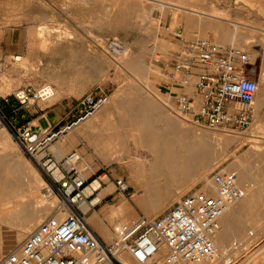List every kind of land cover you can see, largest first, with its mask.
Segmentation results:
<instances>
[{
  "label": "rangeland",
  "instance_id": "rangeland-1",
  "mask_svg": "<svg viewBox=\"0 0 264 264\" xmlns=\"http://www.w3.org/2000/svg\"><path fill=\"white\" fill-rule=\"evenodd\" d=\"M163 1L192 9L162 6V0H0V75H6L0 91L7 94L29 87L37 94L50 85L56 95L60 93L57 99L55 95L32 101L21 111V123L39 128L44 138L62 130L45 149L58 159L77 151L81 166H88V175L101 176L104 184L100 192L112 186L110 193L102 195V202L89 210L102 209L104 215H97L108 229L115 224H108V219L121 204L130 208L123 210L128 221L152 218L183 195L204 189L213 172L225 170L238 177L235 168L245 170L248 178L244 184L261 190L254 193L257 199L250 208L233 216L234 233L224 243L219 242L220 257L216 255L214 262L204 264H264V0ZM196 38L235 45L249 53L246 73L259 82L257 115L250 128L241 132L198 128L175 114L176 101L161 85L162 66ZM128 58L139 60L142 67L137 69ZM88 98L94 102L85 103ZM162 110L195 132H203L210 139L222 137L223 141L215 145L216 158L208 178L192 176V187L173 199L164 198L161 210L151 216L133 198L141 194L142 187L139 183L134 186L138 190L131 186L125 161L149 154L144 138L148 129L164 134ZM4 131L0 138L2 183L17 178L19 191L25 195L3 198L1 203L2 207L17 209V215L10 216L6 209L0 222V258L52 214L58 200L55 195L45 196L47 174L15 135L6 128ZM60 148L63 151L58 156L55 151ZM118 179L129 184L127 191L116 190L114 182ZM28 185H33L32 192ZM145 199V206H153L163 198ZM100 227L99 223L97 234L105 239ZM22 228L26 232L20 241L12 242Z\"/></svg>",
  "mask_w": 264,
  "mask_h": 264
},
{
  "label": "built area",
  "instance_id": "built-area-1",
  "mask_svg": "<svg viewBox=\"0 0 264 264\" xmlns=\"http://www.w3.org/2000/svg\"><path fill=\"white\" fill-rule=\"evenodd\" d=\"M250 62L246 50L210 38L184 44L177 57L162 66L170 82L188 88L176 96L175 114L198 128L228 132L250 128L259 92L258 80L246 73ZM2 68L0 61V72ZM42 89L37 94L29 87L7 94L0 91V129L11 131L47 174L45 196L55 195L58 200L53 213L4 254L0 264H203L214 258L221 216L246 193L236 174L213 172L209 181L217 194L202 188L189 192L155 217L141 216L121 230L114 228L115 237L107 241L87 221L90 208L102 202L101 176L88 175L77 151L58 159L45 149L62 130L44 138L39 128L21 123V111L35 99H44ZM114 183L120 192L129 189L123 179ZM83 205L89 206L87 212Z\"/></svg>",
  "mask_w": 264,
  "mask_h": 264
},
{
  "label": "bare ground",
  "instance_id": "bare-ground-1",
  "mask_svg": "<svg viewBox=\"0 0 264 264\" xmlns=\"http://www.w3.org/2000/svg\"><path fill=\"white\" fill-rule=\"evenodd\" d=\"M161 5L162 6L170 5L171 7L178 8V10L179 9L180 10L181 9H192V8H188L185 5L176 4L173 2H166L163 0L161 2ZM194 11H197L198 14L199 13H205V12L200 11V10H194ZM208 15H210V14H208ZM211 15L216 16L215 14H211ZM15 59L20 60L21 57H15ZM129 61L131 64L135 65V67L137 69H140L142 67L139 60H136V62H133V60L129 59ZM5 78H6V75L4 73H2L0 75V85L3 82H5ZM42 91L43 92H41V95L44 96V99H42V100L49 99L52 96L56 95V92L54 91L53 87L50 85H45L43 87ZM261 91H262V89H261ZM59 94L60 93H58L54 97V99H57ZM148 130H147L146 134H144L145 137L144 136L143 137L146 140L145 142H147L149 154L145 155L144 157H131L127 161H125V162H127V166L129 168V171H128L129 176L132 179H135L143 188H145V191H146V188L148 187V185L150 183L161 184L162 180L165 177L164 174H165L166 170L168 171L167 173L172 177L176 176V177H182L183 178L187 174H192V176L198 174V175H202V178L203 179L205 178V180H206V178H208L207 177L208 172L212 166V163L214 162V159L216 158V151H215L216 147H215V145L223 141L222 137H218V136L213 137V139L211 138L212 141L210 142L211 139L209 138V135H207L203 132H198V131L195 132L194 130H192V142L186 144V143H182V142L180 143L173 135L165 137L162 133L151 132L150 130L149 131ZM5 134H6V131H4V128H1L0 129V138L4 137ZM166 138L168 140L167 144L164 142V140ZM62 151H63V149H61V148L57 149L55 151L56 155H58V156L62 155ZM262 156H264V154H262ZM213 166H214V163H213ZM235 169L238 171L237 172L238 173V177H237L238 182L246 187V193H245V196L243 198H241L240 200L235 201L234 203L230 204L228 206L227 210L221 216V228L219 229V231L215 237V243H216L217 252H218L216 254L217 256L219 255V252H221L220 251L221 249L219 247V245H220L219 242L224 243L226 241V239H228L229 236L232 233H234L233 232L234 231L233 230V226H234L233 223L234 222H232V220H234L235 217L233 218V216H235L236 213H239L240 211H242L244 209L250 208L252 206V204L254 203L255 198H256L254 196V193L261 190V189L256 190L252 185L244 184V183H246L245 181L248 178L247 172L245 170H240L237 167ZM18 175H14V176H18ZM3 178H4L3 173L0 172V222L4 221L3 216H4V212L6 209L8 210L7 213H9L10 216H11V214L17 215L16 214L17 209L14 211L12 209V207H10L11 205L9 206L10 208L2 207L1 203L4 202L3 198L9 199L12 196H16V195H20V196L25 195L23 193H20V191H19L21 187L17 181V178L14 179V181L12 178V181L9 180V181H6L5 183H2ZM25 180H27V179H25ZM25 182H27V181H25ZM32 186L33 185H28L27 188H28L29 192H32V190L34 189V188L32 189ZM111 191H112V186L111 185L107 186L106 188H104L100 192L99 197L101 198L102 195L110 193ZM204 191H206L207 193H210L212 195L217 194L216 186L214 184H212V182H210L209 179L207 180L206 184L204 185ZM142 194L143 193L134 194V196H133L134 200L138 201L142 205V207H144L145 214L151 215V216L156 215L161 210L160 206L165 202V200L164 199L160 200L157 203L158 205L156 204L153 206H145L144 203H145L146 199L142 198ZM49 196H53V195H48V197ZM166 199H170V198H166ZM124 206H125L124 204H121V207L118 210L120 212V217H117L118 211L117 212L112 211V212H114V213H112V220H113V222H115V224L110 229H108L107 226L104 223H102L98 217V222L102 226V227H100V228H102L101 233L104 236L105 240H107V241L112 240L115 237L116 233L114 231V228L121 230L122 228H124V226L128 225L131 222L132 219L128 221L127 216H126L127 214H125V212H123V210H125V209L129 210L130 208L128 206H127L128 208L126 206L125 207ZM82 210H83V212H87L89 210V206L83 205ZM36 211H37V209H36ZM30 212L33 213L34 211H30ZM36 218H37V216H36ZM87 221L90 224L91 220L87 219ZM24 232H26V231H25V229L22 228L16 234V236H14V238H12L11 241L12 242L20 241ZM221 254H222V252H221ZM216 255L214 256V258H212V260H209L210 263L215 261V258L217 257ZM219 257H220V255H219Z\"/></svg>",
  "mask_w": 264,
  "mask_h": 264
},
{
  "label": "crops",
  "instance_id": "crops-1",
  "mask_svg": "<svg viewBox=\"0 0 264 264\" xmlns=\"http://www.w3.org/2000/svg\"><path fill=\"white\" fill-rule=\"evenodd\" d=\"M163 76H164V74H163ZM161 85H163V87L166 89V93H167L168 97H170L171 100L174 98L175 101H176L177 95L182 94L185 91H188V88L182 87V86H179V85H176V84H173L172 82H170L166 76H164ZM161 119H163V120H161ZM160 121H161L160 126H162L161 128L163 129V132H164V134L162 133L163 135H166V136L173 135L180 143L182 142V143L187 144V143L192 142L191 141V139H192V128H189L188 126H184L180 122L176 121L174 118H172L169 115V113L167 111L162 110V115H161ZM175 129H177L179 132ZM153 132H158V131H153ZM158 133H160V132H158ZM164 142L167 144L168 140L165 139ZM167 172L168 171L166 170V172L164 174L165 177L162 180L161 184L150 183L148 185V187L146 188V191H145V188H143L139 184L140 187H142V190H140V192L143 193L144 198H147V199H158V198L173 199L176 196H179L181 194L183 195L188 190L189 187H192V175L187 174L189 176L185 175L184 178L176 177V176L172 177ZM131 181L133 183V184H131V186L133 188H134V186L136 187V183H138V182L135 179H132ZM135 190H138V188H136ZM182 191H184V193H181ZM103 213L104 212L102 209L99 211L94 210L92 212L87 213V219L91 220L90 226H91L92 230H94L96 233H98L96 227L99 225L97 214L99 216L100 215L103 216L104 215ZM107 223L112 225L113 220L108 219ZM1 253H2V251H1Z\"/></svg>",
  "mask_w": 264,
  "mask_h": 264
}]
</instances>
